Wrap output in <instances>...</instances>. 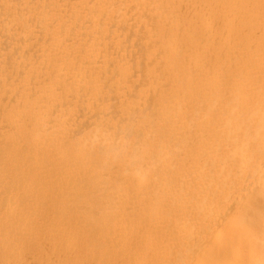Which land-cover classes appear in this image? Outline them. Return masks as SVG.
<instances>
[{
	"label": "bare ground",
	"instance_id": "bare-ground-1",
	"mask_svg": "<svg viewBox=\"0 0 264 264\" xmlns=\"http://www.w3.org/2000/svg\"><path fill=\"white\" fill-rule=\"evenodd\" d=\"M0 157V264H264V0H0Z\"/></svg>",
	"mask_w": 264,
	"mask_h": 264
},
{
	"label": "rangeland",
	"instance_id": "rangeland-1",
	"mask_svg": "<svg viewBox=\"0 0 264 264\" xmlns=\"http://www.w3.org/2000/svg\"><path fill=\"white\" fill-rule=\"evenodd\" d=\"M5 156H6V155H5ZM1 158H2V157H0V159H1ZM0 162H3L2 159H1ZM59 162H60V161H59ZM59 162H58V163H59ZM5 164H6V162H5ZM59 164H60V163H59ZM38 165H39V166H38ZM41 165H42V164H41ZM41 165H40V164H37V165H35V166H36V167L38 166V168H39ZM6 166H7V165H6ZM35 166H33L35 171L33 170V168H31V169H32V170H31L32 172L29 171V170H25V171H26L28 174H30V172H31V174L34 175V174L36 173V171H37V168H35ZM43 166H45V165H43ZM45 167H46V166H45ZM2 168H3V165H2ZM4 168H5V166H4ZM7 168H8V167L5 168L6 171H7ZM41 168H42V167H41ZM43 169H44V168H43ZM54 169H55V168H54ZM8 170H9V169H8ZM39 170H40V169H39ZM44 170H45V172L47 173L46 170H48V167H46ZM44 170H40L41 173H42L43 175H45ZM49 170H50V172H51L52 169L50 168ZM76 170H77V169H76ZM28 171H29V172H28ZM33 171H34L35 173H34ZM42 171H43V172H42ZM52 171H54V170H52ZM38 172H39V171H38ZM50 172H48V173H50ZM39 173H40V172H39ZM39 173H37V174H39ZM63 173H64V172H63ZM65 173H66V172H65ZM55 174H56V173H55ZM77 174H78V173H75V175H77ZM80 174H81V173H80ZM46 175H47V174H46ZM48 175L50 176V175H52V174L50 173V174H48ZM53 175H54V174H53ZM53 175H52V177H53ZM63 175H64V174H63ZM58 176H60V175H58ZM55 177H56V175H55ZM63 177H64V176H63ZM56 178H62V177L60 176V177H56ZM56 178L54 179L55 181H56ZM66 178H67V177L65 176V180L68 182V180H67L68 178H67V179H66ZM52 179H53V178H52ZM50 180H51V179H50ZM50 180H49V181H50ZM58 180H59V179H58ZM73 181H74V180H72V183H73ZM67 182H64L65 185L67 184ZM69 182H70V180H69ZM51 183H52V181H51ZM51 183L49 182V184H51ZM53 183H54V182H53ZM55 183H56V182H55ZM55 183H54V184H55ZM64 183H62V185H60V186L63 187ZM54 184H53V185H54ZM59 184H60V183H59ZM43 185H45V183H44ZM43 185H42V186H43ZM47 185H48V184H47ZM53 185H51L50 188H48V186H49V185H48V186H47V190H46V187H45L44 189H43V188H40V189H43L44 191H47V192H48V190H50V189L52 188ZM57 185H58V184H57ZM54 186H56V185H54ZM66 187H67V185H66ZM68 187L70 188V186H68ZM53 188H54V187H53ZM56 189L58 190L57 193H59V194H58L59 198L63 199V201H64V199H65V200H66L67 198L69 199V197H65V196H67L66 194L63 195V194H64V193H63L64 190L61 191L62 189L60 190V188H59L58 186H56ZM56 189H55V188L53 189V192H54V193L57 191ZM64 189H65V187H64ZM19 190H20V189H19ZM19 190H18V192H19ZM43 190H42V192H41V191H40V192L43 193V194H45L46 192L44 193ZM54 190H56V191H54ZM26 191H27V190H26ZM40 192H39V193H40ZM61 192H62L63 194H62ZM64 192H66V191H64ZM24 193H25V191H24L23 193L20 191L19 195H21V194L24 195ZM35 193H37V192H35ZM41 193H40V195H41L40 197H38V195H37V197L40 198V199L43 198L42 196H44V195L41 194ZM49 193H51V191L48 192L47 194H48L50 197H52ZM67 193H68V192H67ZM72 193H73L72 190H71V193H70V191H69V193H68L69 196H70V194L72 195ZM27 194L29 195V193H27ZM73 194H74V193H73ZM19 195H18V196H19ZM28 195H24V196L29 197ZM48 195H47V196H48ZM52 195H53V194H52ZM54 195H55V194H54ZM18 196H16V197H18ZM33 196H35V195L33 194ZM20 197H21V196H20ZM20 197H19V198H20ZM37 197H36V198H37ZM54 197L57 199V195L54 196ZM70 197H71V196H70ZM21 198H22V197H21ZM31 198L34 199V200L36 199L35 197L33 198L32 196H31ZM48 198H49V197L44 198V203H43V200H42V202H41L40 200L37 199V201H39L41 204L43 203V204L45 205L46 202H48V201H45V199L48 200ZM32 199H31V200H32ZM49 199H50V198H49ZM51 199H52V198H51ZM53 199H54V198H53ZM61 199H60V200H61ZM71 199H73V198H71ZM34 200H32V201L34 202ZM60 200H58V199L55 200V199H54V201H56V202L54 203V201H53V204L50 205V206L53 207L54 204H55V206H56V205H57V204H56L57 201H60ZM49 202H50V201H49ZM49 202H48V203H49ZM64 202H65V201H64ZM40 203H39V204H40ZM48 203H47V204H48ZM51 203H52V202H51ZM65 203H66V202H65ZM65 203H64V204H65ZM43 204H42V205H43ZM47 204H46V205H47ZM70 204H71V203H70ZM47 206H48V205H47ZM61 206H64V205H61V203H60L59 207H61ZM59 207H58V208H59ZM53 209H54V208H53ZM59 209H60V208H59ZM59 209H56V210L58 211ZM54 210H55V209H54ZM57 211H55V212L52 211L53 216L56 215V214L58 213ZM56 212H57V213H56ZM49 213H50V212H49ZM33 216H34V215H33ZM33 216H31V217H33ZM58 216H59V217H57V218L59 219V218H60L59 213H58ZM34 217H37V218H38V216H34ZM34 217L32 218L33 220L35 219ZM55 218H56V216H55ZM57 218H56V219H57ZM35 220H36V219H35ZM35 220H34V221H35ZM38 220H39V219H37L36 221H38ZM36 221H35V223H36ZM32 222H33V221H32Z\"/></svg>",
	"mask_w": 264,
	"mask_h": 264
}]
</instances>
